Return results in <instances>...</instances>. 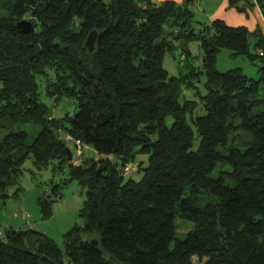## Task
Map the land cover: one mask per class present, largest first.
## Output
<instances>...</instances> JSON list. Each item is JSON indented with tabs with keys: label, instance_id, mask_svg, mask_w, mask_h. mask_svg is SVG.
Wrapping results in <instances>:
<instances>
[{
	"label": "trees",
	"instance_id": "trees-1",
	"mask_svg": "<svg viewBox=\"0 0 264 264\" xmlns=\"http://www.w3.org/2000/svg\"><path fill=\"white\" fill-rule=\"evenodd\" d=\"M197 1L0 0V201L24 190L27 160L63 176L37 196L43 221L64 186L86 190L84 225L64 234V249L30 227L0 225V264H264V33L197 22ZM229 5L241 14L252 8L249 0ZM256 6L264 17V0ZM21 21L32 29H19ZM94 31L91 53L85 43ZM179 48L171 77L165 55ZM224 49L258 65L259 77L219 71ZM38 76L48 78L47 97L75 102L73 115L53 116ZM190 90L197 99L181 101ZM200 105L205 115L193 118ZM189 116L201 138L195 151ZM77 142L80 165L67 162ZM139 156H149L146 167ZM136 164L139 181L127 170ZM200 194L216 200L201 206ZM177 217L193 223L183 239Z\"/></svg>",
	"mask_w": 264,
	"mask_h": 264
},
{
	"label": "rangeland",
	"instance_id": "rangeland-1",
	"mask_svg": "<svg viewBox=\"0 0 264 264\" xmlns=\"http://www.w3.org/2000/svg\"><path fill=\"white\" fill-rule=\"evenodd\" d=\"M203 2V1H202ZM205 3H201L202 8ZM191 10L196 14L197 22L207 21L205 14H203V9L199 5H191ZM194 27H198V24H194ZM190 52L196 57V66L200 67L202 65V51L200 49L199 42H192L189 44ZM181 48L176 49L174 52H167L164 59V68L168 71L171 77L179 75L180 66V55ZM231 51L224 49L221 51L218 59V69L219 71L225 72L235 68H241L243 72L250 78L257 79L259 67L248 58H237L232 59L230 57ZM50 77L53 76L50 74ZM47 77L38 76L37 81L40 85L41 101L44 102L49 108L52 109L53 116L61 118L66 114L73 115L77 110V106L73 100L64 99L59 104L55 102V99L47 97L45 95V86ZM205 78H202V82L199 84L201 86ZM184 99L196 100L195 91H184L181 101ZM205 115V110L200 105L198 109L194 112L193 118ZM191 116L188 117L189 123ZM173 123L172 118L167 119V125L171 126ZM192 125V124H191ZM193 127V125H192ZM195 141L192 150L195 151L200 145L201 138L199 137L195 127ZM4 133H2L3 135ZM67 138V137H66ZM70 142V141H69ZM69 148L72 154L76 157V148L74 144H69ZM87 157H97V154L91 150L85 151ZM149 156H139L138 162L144 161V167L148 165ZM114 164L118 165L119 169H122L121 161L118 158H113ZM139 168L138 164L134 167H128V172L131 171L129 178L135 181L141 180L143 177V172H137ZM212 176L214 178L218 177V171L213 172ZM63 176L53 177L50 170L37 171L34 168L33 161L27 160L24 165V174L21 178V186L24 190L20 193L19 199H9L6 204L0 201V225L2 228L8 226H14L16 228H21L23 226H32V224H41L43 231L49 234V237L53 238L61 249L65 247L64 234L68 232L75 225L83 226L84 219L80 217L79 212L83 207V203L86 200V190L83 189L78 182H73L62 188L63 198L59 200L54 205V215L52 219L48 221H43L41 219L40 209L37 204V196L42 195V193H49L50 187L53 182H59ZM226 184L228 186H235V183L227 180ZM15 189H12L10 193H13ZM191 195V188H186L184 198ZM216 199L214 196H209L206 194H200L198 196V203L201 206L209 202H214ZM29 216V217H28ZM28 218V219H27ZM27 219V220H26ZM32 223V224H31ZM176 223L178 225L176 238L183 239L189 228H193V223L189 221H184L180 218H176ZM67 261V260H66Z\"/></svg>",
	"mask_w": 264,
	"mask_h": 264
},
{
	"label": "crops",
	"instance_id": "crops-1",
	"mask_svg": "<svg viewBox=\"0 0 264 264\" xmlns=\"http://www.w3.org/2000/svg\"><path fill=\"white\" fill-rule=\"evenodd\" d=\"M155 1L163 2L168 0H155ZM171 1H175L180 4L184 2V0H171ZM249 1L250 4L252 5V8L248 10V14H241L232 7H230L229 0H198L197 2L194 3V5H199L202 8L201 3L203 4L205 3L202 9H203V14H205V18L207 21L202 23H210L215 19H221L231 27H235V28L246 27L250 31H254L260 27L264 33V17L260 9L256 6V0H249ZM95 158L98 159V156ZM19 198L20 197H18L17 199ZM8 227H14V226H8ZM26 227L28 228L30 227L39 232L47 234L45 231H43L44 229L39 223L32 224V226L28 225ZM47 235L49 236V234Z\"/></svg>",
	"mask_w": 264,
	"mask_h": 264
},
{
	"label": "water",
	"instance_id": "water-1",
	"mask_svg": "<svg viewBox=\"0 0 264 264\" xmlns=\"http://www.w3.org/2000/svg\"><path fill=\"white\" fill-rule=\"evenodd\" d=\"M17 27L21 30H29L32 29V23L28 21H21L17 24ZM98 34L96 31L91 32L90 35L87 38V41L85 43V47L89 50V52H94L95 47H96V41H97ZM67 162H70L73 158V154L71 150L68 148L67 149ZM91 244L94 246H98L99 242L97 240H92Z\"/></svg>",
	"mask_w": 264,
	"mask_h": 264
},
{
	"label": "built area",
	"instance_id": "built-area-1",
	"mask_svg": "<svg viewBox=\"0 0 264 264\" xmlns=\"http://www.w3.org/2000/svg\"><path fill=\"white\" fill-rule=\"evenodd\" d=\"M83 150L84 149L81 147L80 142H77L76 157H73L74 158V160H73L74 164H76V165H80L81 164V158L80 157H82L83 154H84Z\"/></svg>",
	"mask_w": 264,
	"mask_h": 264
}]
</instances>
